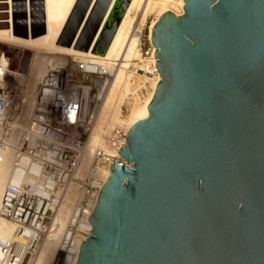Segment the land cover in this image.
Segmentation results:
<instances>
[{
	"label": "water",
	"instance_id": "water-1",
	"mask_svg": "<svg viewBox=\"0 0 264 264\" xmlns=\"http://www.w3.org/2000/svg\"><path fill=\"white\" fill-rule=\"evenodd\" d=\"M92 1L77 0L57 43L103 55L130 0L93 46L112 0ZM183 2L151 28L160 79L105 170L75 264H264V0Z\"/></svg>",
	"mask_w": 264,
	"mask_h": 264
},
{
	"label": "built area",
	"instance_id": "built-area-1",
	"mask_svg": "<svg viewBox=\"0 0 264 264\" xmlns=\"http://www.w3.org/2000/svg\"><path fill=\"white\" fill-rule=\"evenodd\" d=\"M166 1L174 3L177 0ZM114 2L112 0L107 9L94 42ZM182 6L177 7L181 10L179 15L183 13ZM153 17L152 13L143 22L135 19L129 31L139 40V58L125 68L131 77L128 79L129 91L121 104V117L135 102L153 94L157 82L152 86L150 81L159 79L150 40ZM120 65L118 59L104 64L77 56H70L62 62L53 60L41 76L34 100L23 120L17 87L0 78V171L4 153L8 150L14 153L12 175L21 166L23 158H27L25 172L32 166L37 168L34 176L37 181L13 183L10 180L1 193L0 217L14 224L17 238L0 239V264H35L56 210L66 201L69 186L75 185L80 191L79 206L73 219H85L93 211L104 179L98 174V168H107L119 160L115 153L125 145L128 131L123 126L114 127L105 148L93 151L86 170L80 174L87 140ZM21 121H24L23 125L16 139L12 140L14 126ZM90 228L87 226L81 231L74 224L69 225L58 255H54L56 259L50 264H64V261L75 264L80 241L85 240Z\"/></svg>",
	"mask_w": 264,
	"mask_h": 264
},
{
	"label": "bare ground",
	"instance_id": "bare-ground-1",
	"mask_svg": "<svg viewBox=\"0 0 264 264\" xmlns=\"http://www.w3.org/2000/svg\"><path fill=\"white\" fill-rule=\"evenodd\" d=\"M18 1L16 0L13 5V0H0V78L3 77L9 82L13 78L12 83L14 84L16 78L22 77L15 68L10 66L8 57L11 56L14 58V51L21 53L26 49L30 51V65L26 73V78L23 81H19V86L17 85L19 89H16L18 90L17 100L21 104L22 120L25 112L28 111V108L34 100L36 88L41 76L53 60L62 62L68 60L70 56H77L80 59L90 60L99 64L111 63L117 59L121 62L87 140L85 159L80 173L82 174L88 166L93 151L99 147L105 148V134L109 135L112 129L117 126H123L129 129L135 121L142 120L148 116L146 106L150 102L153 94H149L142 101L135 102L128 109L126 115L121 117V104L129 91L128 79L131 77L125 68L133 64V60L139 58V40L136 36L129 34L133 21L140 19L143 22L149 14L153 13L154 17L150 25L151 35V28L159 19V15L165 10H168L176 16H179L181 10H178L177 7L183 5L184 2L183 0H177L174 3L166 0H130L105 53L98 55L89 50L82 51L57 43L61 28L67 23L77 0H42L41 4H34L32 2L33 0H25L23 5L21 3L17 5ZM23 9L27 12V18L24 23L21 18ZM41 17L43 18L42 22ZM41 24L44 25V33L32 37V27L39 28ZM22 28L28 30L27 37H22L17 34L23 32ZM126 61L128 63H124ZM136 79L139 78L137 77ZM150 82L154 86L158 81L154 79ZM22 84L26 87L24 88ZM23 122L21 121L14 126L12 140L16 139ZM109 152L111 154L113 153L112 151ZM118 157L120 160V156ZM13 158L14 153L12 150L4 153V163L0 171V197L5 184L10 180L13 183L37 181L34 177L37 171L35 166H32L29 171L25 172L24 168L27 164V158L22 159L21 166L12 175L11 164ZM105 170L106 167L104 166L98 168V174L101 178H104ZM79 197L80 191L77 186H69L66 193V201L56 210L50 232L44 240L35 264H50L53 259H56L54 255H58L57 251L60 250L62 239L69 225L74 224L81 231L86 229L85 217L82 220L73 219L75 209L79 206L77 202ZM16 236L14 224L0 217V239L11 240L16 239ZM64 264H66L65 261Z\"/></svg>",
	"mask_w": 264,
	"mask_h": 264
},
{
	"label": "rangeland",
	"instance_id": "rangeland-1",
	"mask_svg": "<svg viewBox=\"0 0 264 264\" xmlns=\"http://www.w3.org/2000/svg\"><path fill=\"white\" fill-rule=\"evenodd\" d=\"M6 9V8H5ZM19 52V51H18ZM17 51H14V54H13V56H14V58L13 57H11V56H9L8 58L10 59L11 58V62L9 63L10 64V66L12 67V68H15V69H17V72L20 74V75H22V77H20V78H16L15 80H14V85L18 88V86H19V81L20 80H22L23 81V79H25L26 78V73H27V70H28V67H29V65H30V51H27V49L25 50V51H23V53H21V52H19L18 53ZM57 55H60V54H57ZM57 55H55V56H57ZM28 56V57H27ZM124 63H128V61H126V62H124ZM17 77V76H16ZM13 79V78H12ZM12 79H11V82H9V84L11 83V84H13L12 83ZM18 85V86H17ZM23 85V87L25 88L26 86H24V84H22ZM19 89V88H18ZM126 113L127 112H123L122 114H123V117L126 115ZM105 142H106V140H107V137H108V134L106 135L105 134Z\"/></svg>",
	"mask_w": 264,
	"mask_h": 264
},
{
	"label": "crops",
	"instance_id": "crops-1",
	"mask_svg": "<svg viewBox=\"0 0 264 264\" xmlns=\"http://www.w3.org/2000/svg\"><path fill=\"white\" fill-rule=\"evenodd\" d=\"M87 14H88V12H87ZM87 14H86V16H87ZM86 18V17H85ZM66 23V22H65ZM83 24V23H82ZM65 25V24H64ZM64 27V26H63ZM63 27L61 28V30L63 29ZM81 27H82V25H81ZM74 40H76V38L74 39ZM94 44V39H93V41H92V43H91V46Z\"/></svg>",
	"mask_w": 264,
	"mask_h": 264
}]
</instances>
